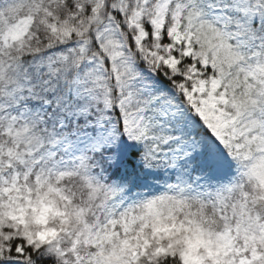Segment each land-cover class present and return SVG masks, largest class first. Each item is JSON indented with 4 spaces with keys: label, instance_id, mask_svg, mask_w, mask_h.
Here are the masks:
<instances>
[{
    "label": "snow or ice",
    "instance_id": "snow-or-ice-1",
    "mask_svg": "<svg viewBox=\"0 0 264 264\" xmlns=\"http://www.w3.org/2000/svg\"><path fill=\"white\" fill-rule=\"evenodd\" d=\"M0 264H264V0H0Z\"/></svg>",
    "mask_w": 264,
    "mask_h": 264
}]
</instances>
